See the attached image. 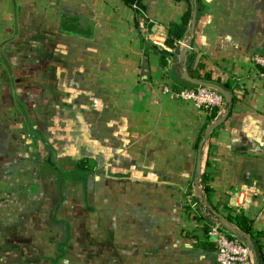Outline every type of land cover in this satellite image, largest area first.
<instances>
[{
  "label": "crops",
  "instance_id": "0c3cea01",
  "mask_svg": "<svg viewBox=\"0 0 264 264\" xmlns=\"http://www.w3.org/2000/svg\"><path fill=\"white\" fill-rule=\"evenodd\" d=\"M142 3L137 25L123 0H0V264H219L204 228L238 207L264 233V0H200L174 49L187 2ZM185 68L234 85L201 151L210 200L208 114L163 92Z\"/></svg>",
  "mask_w": 264,
  "mask_h": 264
},
{
  "label": "trees",
  "instance_id": "16d2710c",
  "mask_svg": "<svg viewBox=\"0 0 264 264\" xmlns=\"http://www.w3.org/2000/svg\"><path fill=\"white\" fill-rule=\"evenodd\" d=\"M127 5L131 6L135 12H136V22L137 25L139 23L138 18L140 16V10L135 8L134 6L136 5L142 10H146L145 5L142 3V0H123ZM187 2V7L183 13L182 19L179 22H172L170 23L168 27V37L166 39V45L174 49L177 46V43L184 39L186 34L188 33L191 17H192V12H193V4L192 0H185ZM200 0H197V5ZM148 26H151V23L148 24ZM65 29H61V31H64ZM65 31L70 32L69 29H66ZM156 52L160 55V64L162 67H166L170 61L171 56H173V51H170L168 49H159L154 47ZM193 58L192 56H188V61L190 62ZM204 66V65H201ZM261 70L264 71V68L261 67ZM194 77L200 78V79H205L208 81H214L222 85L224 88L230 90L233 92V82L227 81V82H221L219 79H215L210 73H205V74H195ZM197 86L186 82V81H180L176 82L173 84L174 89H182V88H196ZM235 100V98L233 99ZM220 108L215 107L213 111L208 114L207 122L204 124L202 133L205 131L207 126L212 123V121L217 117L218 112ZM202 140V136L198 139L197 142V147L200 146V142ZM208 163V162H207ZM75 170L79 173V175L82 177L83 181H86L89 175L92 172L90 161L87 158H82L79 160L77 163V166ZM72 170V171H75ZM57 172L59 173L60 176L63 174H66L70 172V170H64L61 168L57 167ZM201 182L204 188V191L207 195V198L210 200L212 193H213V187L211 185V176L208 172H204L201 178ZM227 218L236 225L241 231H243L245 234L249 235L253 241L254 248L257 254V258L259 259V262L261 264H264V233L255 230L254 228V221L251 217H249L244 209L238 208L236 209L235 213H230L227 215Z\"/></svg>",
  "mask_w": 264,
  "mask_h": 264
},
{
  "label": "built area",
  "instance_id": "2783aa9c",
  "mask_svg": "<svg viewBox=\"0 0 264 264\" xmlns=\"http://www.w3.org/2000/svg\"><path fill=\"white\" fill-rule=\"evenodd\" d=\"M134 7L140 10V17L145 20V11L136 5ZM253 61L264 68L263 54L254 55ZM163 92L181 101L193 102L197 108L207 114H210L215 107L221 108L226 104L223 96L218 91L203 86L179 90L164 86ZM248 192L250 193V189ZM204 229L205 238L213 241L215 244L219 264H255L250 247L244 240L234 236L225 229L219 221L212 222Z\"/></svg>",
  "mask_w": 264,
  "mask_h": 264
},
{
  "label": "water",
  "instance_id": "95a60500",
  "mask_svg": "<svg viewBox=\"0 0 264 264\" xmlns=\"http://www.w3.org/2000/svg\"><path fill=\"white\" fill-rule=\"evenodd\" d=\"M192 4H193V12H192V17L190 21V27L188 29L189 34H193L195 30V26L197 22V15H198L197 0H192ZM191 43H192V36H189L188 44H187L188 48H190ZM182 78L186 82H189L195 86L208 87V88L218 91L223 96L225 103L227 104L228 111L232 108L233 96H232L231 91L224 88L219 83L193 77L189 74L187 68L184 69L182 73ZM227 116H228V112L224 116H220L219 118L214 120L211 124L207 126V128L204 131V136L200 142L199 156H198L197 165H196L195 193H198L200 189V180L202 178V159H201L202 148L205 145L206 141L210 138L211 134L215 131V129L218 128L221 124H223L226 121ZM216 214L218 216L219 223L225 229H227L234 236L244 240V242L250 247V249L253 252L255 264H258L257 254H256L254 244H253L251 237L245 234L243 231H241L238 227H236L226 216H223L222 214H219V213H216Z\"/></svg>",
  "mask_w": 264,
  "mask_h": 264
},
{
  "label": "rangeland",
  "instance_id": "374dc122",
  "mask_svg": "<svg viewBox=\"0 0 264 264\" xmlns=\"http://www.w3.org/2000/svg\"><path fill=\"white\" fill-rule=\"evenodd\" d=\"M21 38H20V40L19 41H16V46L18 45V43L20 42V41H23L22 43H20V46H21V50H25L26 49V47L27 46H29L30 45V43L28 42V39H29V37H24V34L27 36V30L24 28V29H22L21 30ZM35 49H37V48H35ZM76 109L78 108L77 106L75 107ZM75 111V110H74ZM72 118V117H71ZM74 118V117H73ZM73 121H74V119H73ZM72 141V140H71ZM37 139H35L34 140V143H35V146H37ZM72 143H74V141H72ZM39 145V144H38ZM38 147V146H37ZM38 150V149H37ZM53 152V151H52ZM39 155V153H35V156H38ZM55 155H54V153H53V155H52V158L54 157ZM46 157V156H45ZM47 159V158H46ZM45 158H43V160H46ZM70 174H66V176L68 177Z\"/></svg>",
  "mask_w": 264,
  "mask_h": 264
}]
</instances>
